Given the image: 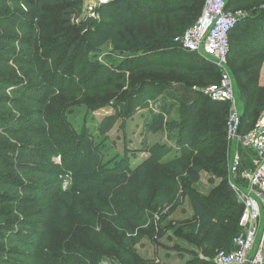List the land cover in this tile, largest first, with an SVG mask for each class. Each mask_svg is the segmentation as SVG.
<instances>
[{"label":"trees","instance_id":"16d2710c","mask_svg":"<svg viewBox=\"0 0 264 264\" xmlns=\"http://www.w3.org/2000/svg\"><path fill=\"white\" fill-rule=\"evenodd\" d=\"M106 1L95 5V18L83 22L82 35L76 34L74 43L66 51V57L78 48L88 53H98L107 45L120 52L135 54L136 58L156 49H173L187 57H197L181 50L174 39L196 23L203 0ZM48 9L57 10L64 31L73 27V23L86 10L84 0H0V264H16L18 259L23 258L15 249L25 246L22 236L31 228V224L18 214L25 206V199L28 196L31 198L33 187L58 183L61 176L59 167L50 158L61 156L63 162H68L66 167L74 168L82 177L102 178L115 171L114 167H103L104 150L108 146L100 144L113 129L118 119L117 113L102 119L96 133L103 140L95 143L92 137L85 142L88 130L84 126L80 133L76 132L57 113L61 89L49 73L51 61L56 60V55H51L52 49L44 52L45 37L39 34L36 25ZM226 10L231 13L243 12L230 33L227 64L234 51L251 47L264 52V0H228ZM145 21L150 23L143 27ZM64 35L63 32L59 36ZM40 50H43V55L39 53ZM244 58L243 54L239 55L234 64L238 63L239 66ZM251 67L235 68L238 69L236 74L242 75L241 80L244 78L246 83H250L247 78ZM144 69L154 73H170L174 67L147 64ZM212 69L219 75V81L202 72L203 82L207 86L219 84L221 80L219 69L214 66ZM181 70L184 72L187 68L181 67ZM100 78L104 80L105 77ZM141 88L142 91H138L131 102L134 106L141 96L156 98L165 95L178 101L185 109L188 121L186 126L181 124L175 136L178 139L176 153L179 151L181 157L175 156L157 165L161 161L158 153L154 160L149 158L135 169H130L129 180L117 175L113 180L92 189L81 185L77 190L81 196L75 192H59L53 199L52 223H64L79 199L85 198L87 191L93 197V205L107 214L116 229L115 237L110 239L104 235L99 241L103 250L113 257L114 263L171 264L143 259L135 251L134 246L141 242V230L148 227L140 208L147 205L153 212L162 215L166 210L178 206L184 198L193 214L175 231V236L190 242L204 258L212 260L217 252H229L243 219V207L230 185L226 164V150L229 147L226 124L231 104L212 101L183 82H163L160 84L161 90L155 86L148 88L145 84ZM251 90L249 95L243 90L240 95L244 107L239 112L240 136L252 130L264 110V89L253 84ZM160 111L167 116L171 108L164 105ZM204 117L207 118L205 121ZM160 119L162 121L163 118ZM216 128H219V132H215ZM217 137L222 138L223 148L214 150L218 142L213 146L211 142ZM74 146L75 150L72 151ZM203 150L205 153L199 154L200 164L195 172L205 169L210 172L212 169L214 175L223 181L210 195L192 187L191 170H187L189 155ZM73 160L75 165L72 164ZM121 166L122 163L119 164ZM150 166L156 168L151 170ZM117 182H122L123 188L116 190ZM132 199L136 201L135 205L131 203ZM172 225L175 224L169 227ZM21 230L25 231L19 234ZM148 230H156L158 235L161 232L154 226ZM172 233L174 235V231ZM92 251L93 254L88 255L102 260L103 254L99 248ZM190 255L192 259L185 264H211L198 259L195 253Z\"/></svg>","mask_w":264,"mask_h":264},{"label":"rangeland","instance_id":"374dc122","mask_svg":"<svg viewBox=\"0 0 264 264\" xmlns=\"http://www.w3.org/2000/svg\"><path fill=\"white\" fill-rule=\"evenodd\" d=\"M90 2L84 0V8H87ZM95 16L94 13L84 9L82 17L73 23L74 26L64 31L62 23L59 22L57 10L48 9L41 18V22H36V25L39 34L42 33L45 37L44 52L52 49L51 55H56V60L51 61L49 73L56 79L61 89L57 113L62 116L63 121L79 133L84 126L88 130L85 142L92 137L95 143V141L103 140L96 133V128L102 119L117 113L118 119L113 129L107 135L108 138L100 144L103 147L108 146L104 150L103 167L105 169L114 167L115 171L105 174L102 178L82 177L74 168H67L68 162L67 160L63 162L61 156L50 158V161L58 165L61 176L58 183L33 187L31 198L28 196L23 202L25 206L18 216H24L31 224V228L27 231L21 230L19 233L22 234L25 231L22 236L25 246L15 249L19 251V255L23 256L15 262L16 264H117L114 263L113 257L99 245L104 235L110 239L115 237L116 229L107 214L93 205L91 193L85 191V198L79 199L69 217L60 225H54L51 221V215L54 212L53 199L59 192H75L81 196V192L77 191L81 185L92 189L97 185H103L108 180H113L117 175L123 176L124 180H129L130 169H135L149 158L154 160L158 153L161 161L157 165L170 161L175 156L181 157L179 151L176 153L178 139L175 136L181 124L186 126L188 121L185 117V109L178 101L165 95H159L156 98L141 96L138 104L134 106L131 102L134 101L136 93L142 91L141 87L144 84L148 88L155 86L161 90L160 84L163 82H183L199 92L207 86L203 82L202 72L219 81V75H216L212 69L213 64L198 56L187 57L173 49H156L136 58L135 54L120 52L107 45L98 53H88L78 48L66 57V51L74 43L76 34L82 35L83 22ZM149 23L150 21H145L142 26L145 27ZM63 32L65 35L60 37L59 35ZM43 50L39 52L42 55ZM242 54L245 58L241 59L240 65L234 64L238 56ZM147 64L173 66L174 69L170 73H154L144 69ZM248 65L252 66L248 69L250 73L247 80L250 83L244 82V78L242 81V75L236 74L238 69H235H245ZM181 67L187 68V71L183 72ZM226 69L233 86V106L241 113L244 109L240 102L242 90L249 95L253 84L264 89V52L251 47L239 52L234 51ZM101 76L105 77L104 80L100 78ZM164 105L171 108L167 116L160 111ZM160 118H163L162 121ZM206 119V117L203 118L204 121ZM215 132H219V128H216ZM215 142L218 143L214 150L223 148L221 137L214 138L211 142L212 146ZM74 150L75 146L72 148V151ZM226 151L228 167L229 147ZM204 153L205 150L189 155L187 162H190V165L187 170L189 172L191 170L192 187L202 194L210 195L223 181L214 175L212 169L210 172L207 169L195 172L200 164L198 156ZM74 161H72L73 165H75ZM121 163L123 166L119 167ZM195 163H197L196 166ZM154 168L156 167L150 166L151 170ZM229 181H231L230 178ZM121 188H123L122 182H117L115 189ZM122 199L126 200V198ZM130 201L133 205L136 204L135 200ZM140 211L144 212L148 227L141 230L143 231L141 242L134 246L138 255L162 261L169 250L180 249L178 242L174 241L177 236H173L172 231L176 235L175 231L185 221L183 219L189 216L190 205L186 199L183 198L178 206L166 210L162 215L153 212V209L147 205H143ZM160 223L163 227L159 226ZM170 224L175 225L169 227ZM152 226L160 229L159 235L156 230H148ZM179 241L182 242L184 239L179 238ZM93 248H99L103 254L102 260L88 255V253L93 254Z\"/></svg>","mask_w":264,"mask_h":264},{"label":"built area","instance_id":"2783aa9c","mask_svg":"<svg viewBox=\"0 0 264 264\" xmlns=\"http://www.w3.org/2000/svg\"><path fill=\"white\" fill-rule=\"evenodd\" d=\"M91 1L86 10L94 13L95 5L106 0ZM200 17L185 33L176 37L174 43L181 50L195 54L213 64L221 72L219 84L210 85L201 93L217 102H229L231 108L226 124V137L230 151V185L243 207V219L239 233L232 240L229 252H217L213 264H264V110L252 130L245 136L239 135L240 113L234 105L233 86L227 72V57L230 52V33L241 12L226 10L228 0H203ZM93 5H92V4ZM239 144L243 150L254 153L253 169L241 170V157L231 153V148ZM237 176L245 182V187L237 184Z\"/></svg>","mask_w":264,"mask_h":264},{"label":"crops","instance_id":"0c3cea01","mask_svg":"<svg viewBox=\"0 0 264 264\" xmlns=\"http://www.w3.org/2000/svg\"><path fill=\"white\" fill-rule=\"evenodd\" d=\"M231 153L235 154H239L241 157V170L243 171H250L253 169V164H254V158L255 155L253 152L251 151H246L243 150L241 148V146L239 144H235L232 148H231ZM237 184H239L240 186L245 187V182H243L240 178V176H237ZM193 212L190 208V213L189 216H186V218H184L183 220H187L192 216ZM175 236V235H173ZM174 241H177L178 244L180 246L179 250H169L167 252V254L164 255V257L161 260H154L155 263H162V262H167V263H171V264H185L187 262H189L192 257L190 254L195 253V255H197V258L202 260L203 262L206 263H211L213 264L211 259L208 258H204V256L197 250V248L193 247L190 242L187 243V240L184 239V241H179V238H175ZM175 246V245H174ZM232 248V243L230 246V250ZM141 258L143 259H147V260H151L150 258H146L142 255H139Z\"/></svg>","mask_w":264,"mask_h":264}]
</instances>
